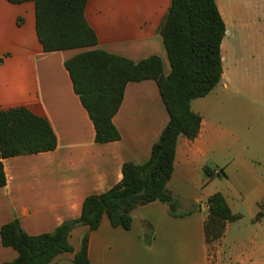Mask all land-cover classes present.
<instances>
[{"label":"crops","instance_id":"crops-1","mask_svg":"<svg viewBox=\"0 0 264 264\" xmlns=\"http://www.w3.org/2000/svg\"><path fill=\"white\" fill-rule=\"evenodd\" d=\"M96 1L111 8L92 11L90 6ZM257 1L255 11L260 13V19L250 25L231 18L223 0H217L226 23L221 45V81L226 89L235 68L264 63L248 51V58L240 57L235 66L228 56L235 32L264 35V0ZM116 3L117 0L88 2L87 18L98 34L97 47L134 61L159 55L168 74L171 64L159 32L164 13L147 8L144 0H139V8L131 2L127 8H115ZM84 49L46 51L37 34L35 1L0 0V110L23 106L47 118L58 141L54 150L3 159L7 183L0 186V264L14 261L19 255L15 248L2 242L1 227L5 223L18 218L27 233L38 235L80 216L88 195L105 192L122 180L125 162L149 160L154 143L169 123L170 114L157 81H131L113 118L121 138L97 142L95 124L65 65ZM214 90L191 103L202 117L198 136L190 139L181 135L177 143L174 170L167 184L179 199L177 214L171 212L167 202L155 200L132 211L130 228L113 226L107 216L103 217L99 228L89 233L91 264H211V246L219 245L217 252H234L231 248L227 251L224 243L231 222L221 239L206 241L207 201L217 191L224 194L232 211L241 217L243 213L236 210V205L247 207L253 229L258 230L261 222L256 215L264 193L256 179L248 194L240 187L228 191L215 181L221 176L255 177L259 168L247 151L248 145L258 146L260 141L256 134L249 135L253 129L248 128L247 122L228 123L230 107H226L223 119L224 108L214 105ZM259 93L256 91L253 96ZM235 150L239 156L234 155ZM206 168L212 170V175L207 174ZM87 231L85 225L72 231L70 242L75 251ZM74 254L64 252L49 264H74Z\"/></svg>","mask_w":264,"mask_h":264},{"label":"trees","instance_id":"trees-1","mask_svg":"<svg viewBox=\"0 0 264 264\" xmlns=\"http://www.w3.org/2000/svg\"><path fill=\"white\" fill-rule=\"evenodd\" d=\"M20 3L30 0H9ZM36 4V29L46 51L85 48L65 62L75 91L96 128L97 142L121 138L114 116L123 103L127 84L154 79L170 114L161 137L144 163L125 162L123 178L109 190L88 195L80 216L61 223L52 232L27 233L18 218L1 227L2 242L15 248L17 259L5 264H49L64 252H75L74 264H91L89 233L107 216L113 226L130 228L132 211L160 200L177 214L179 199L168 188L174 170L177 143L181 135L198 136L202 117L192 109L194 99L208 95L223 75L221 45L226 23L217 0H171L159 27L171 64L166 74L163 60L151 55L140 61L97 47L98 34L87 18L89 0H32ZM57 136L47 120L26 107L0 110V186L7 183L3 159L20 154L54 150ZM212 175V170L206 168ZM204 224L207 243L221 239L228 223L241 218L234 213L220 191L207 201ZM264 216V201L256 219ZM79 225L88 227L75 251L70 242Z\"/></svg>","mask_w":264,"mask_h":264},{"label":"rangeland","instance_id":"rangeland-1","mask_svg":"<svg viewBox=\"0 0 264 264\" xmlns=\"http://www.w3.org/2000/svg\"><path fill=\"white\" fill-rule=\"evenodd\" d=\"M147 8L156 9L161 13H167L171 0H144ZM131 2L136 3V8L139 0H117L115 8H127ZM241 0H223V5L228 11L229 16L237 22H247L250 25L254 20L260 19V13L257 10L258 1L251 0L248 3ZM108 5H91L90 9H110ZM264 27V25L262 26ZM229 36V35H228ZM234 46L229 48L228 56L232 60L234 66L236 60L244 56L248 58L247 51L256 56L264 62V35L257 36L250 32H235ZM228 90L227 93H225ZM256 91L260 92L259 96H253ZM216 95L215 106L223 107V119H226L224 114L226 107L228 110V123L238 124V121L247 122L249 135L255 134L260 141L258 146L252 144L248 145L247 155L251 156L252 162H255L259 168L258 174L253 178H238L230 176L217 177L215 183L222 185L224 189H230L231 192L236 191L239 187L240 190L248 194L253 190L254 184L252 180L260 184L264 193V63L254 66L248 63L246 68H235L233 70V78L230 82L228 89H226L224 82L221 81L213 91ZM255 126L257 128H255ZM248 130V129H247ZM235 156H239L238 150L234 151ZM235 184L237 186H235ZM237 188V189H236ZM238 194V193H237ZM238 203V202H236ZM237 211L242 212L243 216L231 222V227L228 234L225 236L224 243L226 250L230 248L234 252H217L220 250L219 245L211 246L209 252L211 264H264V216L260 218V227L254 230V222L249 210L244 205H236ZM254 230L255 232H252ZM254 234V237L252 236ZM218 241V240H217ZM217 244V243H216ZM259 246V247H258ZM223 250V248H221ZM254 252H251L253 251ZM249 252H242V251Z\"/></svg>","mask_w":264,"mask_h":264},{"label":"built area","instance_id":"built-area-1","mask_svg":"<svg viewBox=\"0 0 264 264\" xmlns=\"http://www.w3.org/2000/svg\"><path fill=\"white\" fill-rule=\"evenodd\" d=\"M217 173H221L220 170H218Z\"/></svg>","mask_w":264,"mask_h":264}]
</instances>
